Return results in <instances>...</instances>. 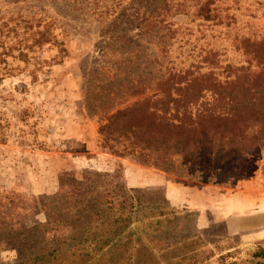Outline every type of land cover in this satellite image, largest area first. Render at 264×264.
I'll list each match as a JSON object with an SVG mask.
<instances>
[{
	"label": "rangeland",
	"instance_id": "374dc122",
	"mask_svg": "<svg viewBox=\"0 0 264 264\" xmlns=\"http://www.w3.org/2000/svg\"><path fill=\"white\" fill-rule=\"evenodd\" d=\"M28 1L0 0V24L20 14L42 20L39 30L49 27V41L31 52L24 24H11L7 29L15 31L2 40L7 50L0 56V223L8 226L3 235L14 223L15 231L43 225L46 216L70 220L74 229L91 228L88 171L99 175L95 185L105 180L131 196L143 192L167 200L165 186H175L183 204L167 200L175 213L153 226L170 246L165 262L158 255L162 264H176L170 260L176 254L180 264H264V151L246 176L228 177L226 167L221 184L215 182L218 171L203 182L101 150L97 123L105 113L156 93L169 74L209 77L222 87L218 94L231 96L233 104L255 103L264 114V96L255 100L236 92L246 90L258 71L249 52L264 38V0H218L212 6L217 24L196 16L204 0H185L186 13L177 15V0ZM17 48L25 49V59ZM136 91L146 93L135 97ZM213 101L216 95L201 99ZM49 237L38 238L37 248H48ZM22 244L3 243L0 264H15L31 251L20 249Z\"/></svg>",
	"mask_w": 264,
	"mask_h": 264
},
{
	"label": "trees",
	"instance_id": "16d2710c",
	"mask_svg": "<svg viewBox=\"0 0 264 264\" xmlns=\"http://www.w3.org/2000/svg\"><path fill=\"white\" fill-rule=\"evenodd\" d=\"M21 1L29 3L28 0H12V4L18 5ZM217 1L204 0L196 16L203 21L220 23L216 9H212ZM186 9L185 0H177L174 15L185 14ZM41 23L40 19L20 14L1 23L0 56L7 50L3 38L15 31L7 29L11 24H24L30 31L33 43L26 46L29 52L48 42L49 27L44 24L39 30ZM251 47L249 55L256 61L258 71L251 75L246 90L236 92L248 93L257 100L264 96V38ZM17 50L20 58L25 59V49ZM210 80L209 77L190 79L186 75L169 74L158 82L156 93L113 113H105L97 121L99 148L121 158L135 156L166 173L175 172L179 177L192 180L204 182L218 171L215 182L221 184V179H227L223 178L227 174L226 167L230 171L228 177L246 176L253 168V158L264 151V114L255 103L233 104L231 96L218 94L222 87ZM145 93L136 91L134 96L142 97ZM207 94L212 98L216 95L217 102L202 103L201 99ZM84 173L86 189L96 191L93 194L86 190V196H90L86 200V222L92 224L93 230L92 227L86 231L74 229L75 223L70 220L46 216L43 225L15 231L18 226L14 223L3 235L1 231L8 226L0 223V249L3 243L14 247L19 242L24 243L20 249L31 248L29 253L22 252L15 264H162L159 254L165 262L170 248L168 239L158 235L153 226L162 224L175 213L168 201L147 198L143 192L131 196L122 187L105 180L95 185L99 175ZM262 173L264 175V163ZM47 234H51L48 248L38 249V238L44 240ZM156 245L160 247L155 252ZM173 259L180 264L181 255L176 254L170 260Z\"/></svg>",
	"mask_w": 264,
	"mask_h": 264
},
{
	"label": "crops",
	"instance_id": "0c3cea01",
	"mask_svg": "<svg viewBox=\"0 0 264 264\" xmlns=\"http://www.w3.org/2000/svg\"><path fill=\"white\" fill-rule=\"evenodd\" d=\"M176 188L174 185L170 184V185H166L165 186V191H166V198L167 200L170 202V204H172L173 206L176 205H182L183 204V199L181 198V196H179L175 191ZM207 205L205 203H203V210L202 211H207ZM198 212H200L198 210Z\"/></svg>",
	"mask_w": 264,
	"mask_h": 264
}]
</instances>
